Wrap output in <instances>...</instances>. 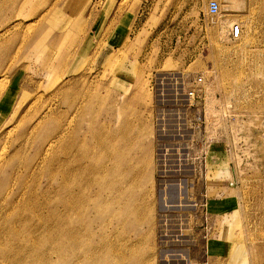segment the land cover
<instances>
[{"label": "rangeland", "instance_id": "rangeland-1", "mask_svg": "<svg viewBox=\"0 0 264 264\" xmlns=\"http://www.w3.org/2000/svg\"><path fill=\"white\" fill-rule=\"evenodd\" d=\"M210 1L219 4L215 16ZM1 2L0 153L10 183L2 190L7 196L14 183L16 199L0 206V264H66L59 223L44 227L29 210L48 213L36 194L49 179L23 172L60 127L65 87L70 110L78 108L80 145L88 150L99 137L105 162L114 143L126 174L138 175L144 199L122 234L131 246L126 264H264V0ZM174 76L186 87L203 77L184 116ZM162 111L169 132H158ZM58 149L48 157L56 167ZM50 181L58 187L57 170ZM108 219L93 264H121L109 254ZM69 242L68 264H90Z\"/></svg>", "mask_w": 264, "mask_h": 264}, {"label": "bare ground", "instance_id": "bare-ground-1", "mask_svg": "<svg viewBox=\"0 0 264 264\" xmlns=\"http://www.w3.org/2000/svg\"><path fill=\"white\" fill-rule=\"evenodd\" d=\"M232 4L235 7L238 5H234V2ZM0 8H3V2L0 3ZM7 31L10 30L6 29L4 32ZM4 34L5 33L0 34V42L3 40ZM70 73L71 71L67 69L64 71V74L66 75H69ZM1 82L3 83V81ZM75 82L76 81H72L71 83L74 84ZM70 84L69 81H66L65 83L67 86ZM62 95L63 105L67 111L65 115L60 116V127L57 128V131H55L53 135L51 134L52 136L48 139L47 137L49 135L46 138L45 136L43 137V147L40 148L39 151V155L41 157L39 159L40 161L34 163L33 160L30 161V163L26 164L23 171L25 174L32 172L34 175L36 174L34 172L38 169V173L45 174L49 179V186H46L47 188L43 192L36 194L37 197L41 198L44 206L49 208V211L42 216L39 213L33 212L36 206H32L31 208L29 207L31 218L33 217L34 219L43 222L44 227L48 226V223H46L47 219H56L55 224L59 223V228L61 227L59 232L62 237L61 257L66 264H68V260L70 259L69 253L71 243L69 240L71 239L74 241V245L76 247L74 249L73 256L75 258L81 256L85 259V261L93 264V261L97 257L99 258L100 252L102 250L104 251L106 246L105 244L107 243L105 240H98V242H94V239L95 237L101 238L103 236L102 233L100 235L98 233L101 228V223H103L104 216L108 215L109 224L112 225L111 234L109 235H111L113 240H111L112 243H108L110 251L109 254L112 255L113 258H120L121 264H126L128 258L124 253L126 251L130 252L131 246L129 240L124 238V235L122 234L130 215H132L134 220L137 222L138 215H140L139 213L141 211V204L139 201L144 199L136 195V190L138 189L136 178L138 175H132V172L126 174V172L131 169L124 165V161L121 158L124 154H120V158L117 157V152H115L116 150L114 149V143H108L110 144V149L107 154L108 161L105 162H103V155L104 153H107V150H104V153L100 152L102 150L99 149L100 146L98 145V142L101 140L99 137L96 138L98 140L96 141L95 146L91 145L90 148L88 147V150L80 145L81 139L79 140L78 138V126L80 125V122L75 120L78 108L73 111L70 110L71 104L69 102L68 88H64ZM69 112H74V116L73 114L72 116L68 115ZM48 113H45L33 127L35 130H37V128L44 122V118L47 117ZM56 146H59L58 154L62 157L57 160L58 168L54 166L55 162L49 161L53 159L48 160V157L50 158L51 154H57L54 150ZM1 150V152H3V149ZM4 154V152L0 153V206H2V203L11 205L16 199V197L9 199L10 196L14 195L11 192L15 187V185H13L14 183H12V188L10 187L11 189L8 191V195L5 196V194V197H3L4 190L2 189L8 190L6 186H10V183L7 184L9 176L7 177L2 175L5 170L4 166L6 163V155ZM9 162L13 163L11 158L9 159ZM56 170L60 176L61 182L58 184V187L51 188L52 186L50 180H52ZM22 185L23 184H21L20 187ZM94 186H96L97 189H95L94 192H91ZM32 192L33 191L30 192L31 196ZM53 196H55L56 205L49 200V198ZM135 196H137V198H135ZM21 200L22 198H19L18 202ZM71 219L73 220V224H71ZM83 237L90 241L89 243H86L85 249H82L81 245L79 247L78 243V241H84V239H82ZM96 254L98 255L96 256Z\"/></svg>", "mask_w": 264, "mask_h": 264}, {"label": "built area", "instance_id": "built-area-1", "mask_svg": "<svg viewBox=\"0 0 264 264\" xmlns=\"http://www.w3.org/2000/svg\"><path fill=\"white\" fill-rule=\"evenodd\" d=\"M219 12V4L216 1H210L207 6V13L210 16H215ZM176 81V88L174 97H184V104L181 105L183 109V116L188 114V110L194 105V101L198 100L200 97V88L203 85V77L196 76L191 80L190 86L186 87L183 80L177 79L176 76L173 77ZM176 78V79H175ZM179 80L180 82H177ZM186 89V90H185ZM168 120L166 118V113L162 111L157 117V128L158 132H169Z\"/></svg>", "mask_w": 264, "mask_h": 264}]
</instances>
